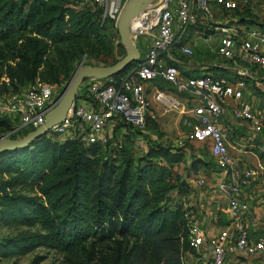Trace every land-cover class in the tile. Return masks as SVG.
<instances>
[{"label": "trees", "instance_id": "trees-1", "mask_svg": "<svg viewBox=\"0 0 264 264\" xmlns=\"http://www.w3.org/2000/svg\"><path fill=\"white\" fill-rule=\"evenodd\" d=\"M73 6L69 0H0V77L8 79L0 81V93L36 79L65 84L79 60L105 55L107 22ZM248 19L237 22L264 27ZM204 71L239 78L222 66ZM201 73L182 70L184 76ZM117 126L130 134L139 130L122 121ZM145 126L156 130L158 125L148 118ZM0 128L3 134L11 130V119L0 116ZM183 129L189 131L184 124ZM130 134L111 150L41 135L27 147L0 153V228L14 233L0 238V258L43 248L61 254L60 264H183L190 251L187 216L195 213L190 202L195 189L177 169L184 151L148 141L144 154L136 157L137 140ZM209 162L216 172L215 163L200 155L188 173L194 176ZM42 259L36 255L31 264Z\"/></svg>", "mask_w": 264, "mask_h": 264}, {"label": "built area", "instance_id": "built-area-1", "mask_svg": "<svg viewBox=\"0 0 264 264\" xmlns=\"http://www.w3.org/2000/svg\"><path fill=\"white\" fill-rule=\"evenodd\" d=\"M98 1L102 4L98 19L104 22L111 0ZM121 1L113 0L118 6ZM248 5V0H152L130 22V36L138 49V40L144 37L139 61L119 77L83 80L64 119L45 134L59 141L75 139L85 145L105 146L120 121L141 129L148 118L157 122V110L179 115L189 127L188 137L208 146L217 170L212 187L198 193L193 202L195 213L187 216L190 251L184 254L183 264H190L188 253L197 254L192 264H264V191L256 196V207L247 195L257 174L260 179L256 184L264 188V166L255 169L234 158L231 149L246 151L229 140L244 131L232 124L235 121L247 123L252 142L264 139V108L257 109L244 98L251 84L241 78L251 79L264 98V27L237 20L215 25L203 22L212 7L229 12ZM211 36L217 42L209 51L232 63L231 67L212 65L230 68L239 76L235 81L204 69L197 76L182 74L191 67L184 69L181 60L180 68L175 53L190 58L195 47L206 44ZM248 66L262 75L251 72ZM64 86L36 79L0 93V116L12 121V129L4 134H21L43 124ZM229 100L235 105L227 111ZM194 183L204 187L205 177L196 175ZM216 200L223 202L226 221L207 237L196 215Z\"/></svg>", "mask_w": 264, "mask_h": 264}, {"label": "rangeland", "instance_id": "rangeland-1", "mask_svg": "<svg viewBox=\"0 0 264 264\" xmlns=\"http://www.w3.org/2000/svg\"><path fill=\"white\" fill-rule=\"evenodd\" d=\"M73 3L74 6H79L82 9H88L94 11L97 16L99 17V11L102 8V4L98 0H69ZM110 1V0H109ZM123 1L121 3L113 2L111 0V3L109 2V9L108 13L105 17V22L108 24V30H109V41H108V49L105 55L100 60H94V59H83V64L88 65H110L117 60H119L125 53V50L123 46H119V34L116 27V18L118 9L120 6H122ZM248 6L245 8L240 9L239 11H221L219 9H216L215 7H212L210 9V15H206L205 19L203 20L204 23L209 22L210 25L218 24V22H226L229 23L231 20H237L240 17L249 18L248 20L254 21V22H264V0H248ZM205 25V24H204ZM144 37L139 38V50L141 54L144 53ZM200 40V39H199ZM217 40L215 36H211L208 41H206V44L200 43L199 46H196L194 49V54L190 58H181V55L179 53H175L176 56L183 61V64H185L187 67L195 68V67H207V66H213L212 64H219V65H228L232 66V63H230L229 60H226L218 55H214L211 50L212 47L216 44ZM212 53V54H211ZM81 59V60H82ZM79 60L69 78L66 79V82L70 79L73 71L75 70L76 66L81 61ZM243 66L244 64H240ZM248 69L251 72H255L258 74V76H261V72L257 70L256 68H252V66H248ZM2 71V70H1ZM5 80V82L8 81L6 78V75L1 74L0 81ZM66 84V83H65ZM27 85V84H26ZM256 91H258L256 93ZM262 92L258 88H252L251 86H247L246 90L244 91V98L252 102V96H262ZM263 97V96H262ZM157 121L158 126L157 129L154 130L150 126H145L141 129H135L132 133L129 132V129L127 127L123 128V126H114L111 131V136L108 137L105 146L108 148V150H111L116 143L120 142L126 134H130L134 140L140 141V144L133 145L134 155L136 157H139L144 154L146 143L148 141L151 142H161L165 145H174L177 147H181V149L184 151L185 159L184 161L177 166V169L181 171L182 174H185V177L190 180L191 184L193 181V178L195 176L192 175V173H188L190 166V162L194 159H197L198 156L201 155L202 158L206 161H213L208 146L205 144H202L200 142H197L193 139H190L188 137L187 131L183 129L184 122L183 119L175 114V113H163L161 110H157ZM186 126V124H184ZM3 129L0 128V136L3 135ZM21 136V135H20ZM209 166L204 167L201 166L199 168L198 174H201L205 177V185L213 183V177H215V173L212 168V164L209 162ZM196 175V174H195ZM197 187V186H196ZM198 188V187H197ZM193 197L190 198V202H193ZM220 201V200H219ZM14 234L9 230L8 228H0V238L12 235ZM42 256V260H40L37 264H60L61 262V254H59L56 251L53 250H46L43 248H37L36 250L29 252L25 255H22L20 257H6V258H0V264H31L34 256Z\"/></svg>", "mask_w": 264, "mask_h": 264}, {"label": "water", "instance_id": "water-1", "mask_svg": "<svg viewBox=\"0 0 264 264\" xmlns=\"http://www.w3.org/2000/svg\"><path fill=\"white\" fill-rule=\"evenodd\" d=\"M152 0H125L120 7L116 18V27L120 44L125 53L116 62L110 65L83 64V59L76 66L70 79L60 92L55 104L44 116L43 124L28 131L20 137L13 138L8 134L0 136V153L6 150H15L27 147L35 138L45 135L52 125L59 123L76 98L78 88L85 78H106L125 70L134 61H139L140 51L130 36V22L141 12H144Z\"/></svg>", "mask_w": 264, "mask_h": 264}, {"label": "crops", "instance_id": "crops-1", "mask_svg": "<svg viewBox=\"0 0 264 264\" xmlns=\"http://www.w3.org/2000/svg\"><path fill=\"white\" fill-rule=\"evenodd\" d=\"M177 62L179 63L180 68H181V62H182L181 59L179 58L177 60ZM182 67L184 69L189 68L185 64H182ZM207 67L201 66V67H197V68L195 67V68H191V69L201 71L203 69L205 70ZM251 99H252L253 104L256 105L257 109L264 108V98L262 96L256 97L253 95ZM234 105H235L234 102L232 100H229V104L227 106V111H230L234 107ZM156 123L158 125V121ZM232 124L235 125V127L239 126L244 131H243V134L240 133L241 135L239 137H237V139H235V140L229 138L230 142L234 141L233 145L241 146L246 151L245 153H241L236 149H231L232 156L236 159H238V158L241 159L244 164H246L250 167H253L255 169H257L259 166H264V139L262 142H252L250 139H248L250 134H252V132L248 128L247 123L244 121L243 122H236L235 121V122H232ZM227 135H230V133L228 132ZM196 175H201V174L197 173ZM196 175H194V176H196ZM259 179H260V176L258 174L254 176V178L252 180V184H251L252 189L247 194L250 198H252L251 202H252L253 207H256V204H257L256 196L264 191L263 190L264 188H262L256 184ZM213 180H215V177H213ZM191 185L195 189V191L192 195V197L194 199H192V200L194 203H196V197H197L198 193L201 190H209L212 187L213 183L208 184L207 186L202 187V188H199V187L197 188L195 183H194V178H193ZM223 208H224L223 202L216 200L215 202L208 204L204 210H201L196 215L198 218V221L200 222L201 226L203 227L204 233L207 237L211 236L213 233H215L217 231V228L222 223H224L226 221V215L222 213ZM258 210H259V212H261L259 208H258ZM196 255H197L196 253L195 254H193V253L187 254L186 257H187V260L190 264L194 263L197 260Z\"/></svg>", "mask_w": 264, "mask_h": 264}, {"label": "bare ground", "instance_id": "bare-ground-1", "mask_svg": "<svg viewBox=\"0 0 264 264\" xmlns=\"http://www.w3.org/2000/svg\"><path fill=\"white\" fill-rule=\"evenodd\" d=\"M132 34V33H131Z\"/></svg>", "mask_w": 264, "mask_h": 264}]
</instances>
